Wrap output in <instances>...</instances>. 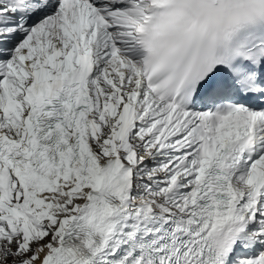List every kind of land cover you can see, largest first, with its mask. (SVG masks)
<instances>
[{
    "label": "snow or ice",
    "instance_id": "1",
    "mask_svg": "<svg viewBox=\"0 0 264 264\" xmlns=\"http://www.w3.org/2000/svg\"><path fill=\"white\" fill-rule=\"evenodd\" d=\"M0 264H264V0H0Z\"/></svg>",
    "mask_w": 264,
    "mask_h": 264
}]
</instances>
